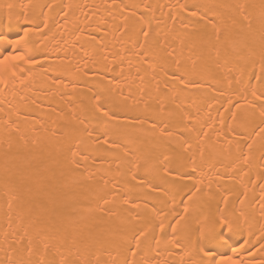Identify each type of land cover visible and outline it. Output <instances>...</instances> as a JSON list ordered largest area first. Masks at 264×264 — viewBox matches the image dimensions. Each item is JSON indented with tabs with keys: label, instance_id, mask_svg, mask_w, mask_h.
<instances>
[{
	"label": "bare ground",
	"instance_id": "bare-ground-1",
	"mask_svg": "<svg viewBox=\"0 0 264 264\" xmlns=\"http://www.w3.org/2000/svg\"><path fill=\"white\" fill-rule=\"evenodd\" d=\"M0 33V264H264V0H0Z\"/></svg>",
	"mask_w": 264,
	"mask_h": 264
},
{
	"label": "snow or ice",
	"instance_id": "snow-or-ice-1",
	"mask_svg": "<svg viewBox=\"0 0 264 264\" xmlns=\"http://www.w3.org/2000/svg\"><path fill=\"white\" fill-rule=\"evenodd\" d=\"M7 40H8V37L5 34L0 33V41H7ZM7 59H9V57H5L4 59L0 60V65H3ZM13 59L23 60L24 57L23 56L13 57ZM257 98L259 99L260 97H257ZM262 115H264V113H262ZM221 264H235V262L231 260H224L221 262Z\"/></svg>",
	"mask_w": 264,
	"mask_h": 264
}]
</instances>
